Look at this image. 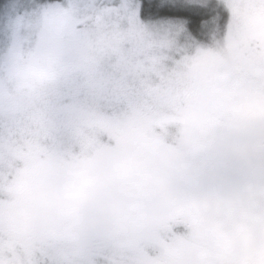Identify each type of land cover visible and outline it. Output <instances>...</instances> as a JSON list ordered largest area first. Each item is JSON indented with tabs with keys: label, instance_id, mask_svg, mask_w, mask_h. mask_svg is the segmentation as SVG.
Here are the masks:
<instances>
[{
	"label": "snow or ice",
	"instance_id": "1",
	"mask_svg": "<svg viewBox=\"0 0 264 264\" xmlns=\"http://www.w3.org/2000/svg\"><path fill=\"white\" fill-rule=\"evenodd\" d=\"M0 264H264V0H0Z\"/></svg>",
	"mask_w": 264,
	"mask_h": 264
}]
</instances>
